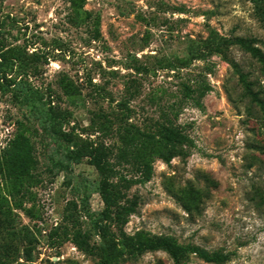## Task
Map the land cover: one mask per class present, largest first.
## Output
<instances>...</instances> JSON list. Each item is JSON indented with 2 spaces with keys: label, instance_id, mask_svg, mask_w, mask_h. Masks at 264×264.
<instances>
[{
  "label": "rangeland",
  "instance_id": "rangeland-1",
  "mask_svg": "<svg viewBox=\"0 0 264 264\" xmlns=\"http://www.w3.org/2000/svg\"><path fill=\"white\" fill-rule=\"evenodd\" d=\"M158 239L264 264V0H0V264Z\"/></svg>",
  "mask_w": 264,
  "mask_h": 264
},
{
  "label": "trees",
  "instance_id": "trees-1",
  "mask_svg": "<svg viewBox=\"0 0 264 264\" xmlns=\"http://www.w3.org/2000/svg\"><path fill=\"white\" fill-rule=\"evenodd\" d=\"M162 140L170 145H183L186 137H184L179 131L175 130H165L162 135ZM153 138L149 137L147 135H143L141 132H137L134 137L131 139L129 137L127 139V143L130 142L131 146L139 145V144H147L148 141H151ZM145 140V141H144ZM126 143V144H127ZM152 143V141H151ZM145 146V145H144ZM89 154L91 165L98 171H101L103 173V158L99 154L98 149H93ZM104 174V173H103ZM103 196H104V202H107V196L104 195L105 191L102 190ZM150 250L153 249H163L165 250L171 257H173L175 260H177L182 254L186 252H192L196 254L201 260H203L206 263H213V264H223L229 260L230 255H213L210 256L203 251L199 249H188V248H182L177 246L175 243H173L170 240L167 239H158L155 241H152L150 245L147 247Z\"/></svg>",
  "mask_w": 264,
  "mask_h": 264
}]
</instances>
